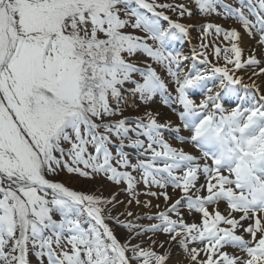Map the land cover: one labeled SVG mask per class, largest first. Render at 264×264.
<instances>
[{
    "label": "snow or ice",
    "instance_id": "6c2138e0",
    "mask_svg": "<svg viewBox=\"0 0 264 264\" xmlns=\"http://www.w3.org/2000/svg\"><path fill=\"white\" fill-rule=\"evenodd\" d=\"M235 2L192 0L202 16L234 18L264 49V0ZM186 15L185 3L158 0H0V264H169L173 242L187 264H264V92L252 79L264 58L245 57L242 33L215 23L199 27L230 42L212 47L216 63L203 42L184 55L175 45L195 27L180 22ZM189 59L205 69L185 71ZM248 68L251 83L239 75ZM157 97L179 123L157 119ZM133 105L143 114L126 116ZM61 173L124 183L128 205L163 196V210L136 217L159 223L113 215L119 193L78 191L54 179ZM113 225L131 235L122 240ZM148 233L168 239L132 242Z\"/></svg>",
    "mask_w": 264,
    "mask_h": 264
},
{
    "label": "rangeland",
    "instance_id": "374dc122",
    "mask_svg": "<svg viewBox=\"0 0 264 264\" xmlns=\"http://www.w3.org/2000/svg\"><path fill=\"white\" fill-rule=\"evenodd\" d=\"M158 2L161 3H174V4H178V3H185L186 5H188L190 8H192L194 15L193 17H188L187 15L180 21L182 23L185 24H189V25H194L195 27H193L190 31V40L188 41H182L179 42L175 45L176 49L179 51H182L184 55H187L189 57L192 56V49L195 48L197 51H203V49H201L200 45L201 43H206L209 45L208 49H207V53H208V59L212 60L213 63H216V58L211 54L212 53V47L213 46H219L221 48L226 47V46H230V42L225 40L223 38V35H219L217 36L216 34L212 33L207 35V37H204V34L200 31V25L205 24V23H215V24H220L222 25L224 28L226 29H230V28H236L237 30H239L242 33V41L240 43V46L244 49V56H248L253 54V49H255V55H257L258 58H264V49H261L257 43L255 39L250 38L245 32L243 27L236 22V20L234 18H229V19H224L223 18V14L221 15H209V16H202L200 15L197 10H196V6L194 3H192V0H158ZM226 3H231L233 4V6H238L235 2V0H225ZM222 13V9L220 10ZM166 14L170 15L172 17V19H178V17L176 16L175 13L168 11ZM166 26V25H165ZM129 31H132L131 29H129ZM137 35L140 36H144L145 33H143L142 31H136ZM203 37V39H202ZM258 39V37H257ZM149 43L152 44L153 42L151 40H149ZM135 59L140 60V61H147V63L152 64V67L156 68L157 72L160 73L162 76H165V79L168 80L170 78H168L166 76V73L164 72V70L159 66L156 65L154 63H152V61L147 58L146 56L140 54L137 57H135ZM193 63H195L196 65V69L197 70H204L206 65L201 64L199 62V60L193 61L192 59H189L188 61H185L183 64V68L185 71H187L188 69L192 68ZM219 63L221 65H223V60L221 59L219 61ZM252 70V71H251ZM243 71H248L249 73L252 74L253 69L248 68L247 70H241L239 72V75H241V72ZM255 71H259V69H255ZM245 83H251L252 80H248V79H244ZM170 87H172L170 85ZM261 88V92H264V80L262 81V84L260 85ZM193 99L196 100L197 103L200 102L201 99H203V96L201 95H195L192 97ZM228 106V105H226ZM230 107V106H229ZM144 108L141 107L139 109H136V107L133 105L132 107H130L128 110L125 111V115L126 116H130L132 118H135L137 116H140L143 114L144 112ZM150 110H152L154 113L159 112V116L157 117V119L160 122H163L165 120H168L167 118L172 117V121L174 123H179V121L176 118V115L171 111L170 108L165 107L163 105L162 102V98L157 97L156 99V103L154 105L150 106ZM170 119V118H169ZM181 135L187 136L188 132L186 131H182ZM165 138L171 140V136L168 133H165ZM174 144H177L176 141H173ZM180 146V145H178ZM186 148H190L187 151H194V149L191 147V145H187ZM185 148V150H186ZM115 151V150H113ZM126 151L130 152L132 156L136 155V152L131 149L128 148L126 149ZM143 158V157H142ZM133 163H135L136 161L133 160ZM115 165V161L113 162ZM210 163V161H209ZM120 170H124V169H120ZM133 175L137 176V179L140 178V173H133ZM54 179L57 180H62L64 181L69 187H72L78 191H82L88 194H95V195H99V196H103L105 198L111 197L114 193H119V195L117 196L118 200L124 201V203L122 204H118L115 209L112 211L113 215H119L122 212L125 211H131L133 212L135 215L133 217H129L128 219H131L134 223H139V224H143V225H148V224H152V223H159V221L156 220H150L147 218H142L137 220L136 217H147L150 215H153L161 210L164 209L165 207V201L163 196H160L159 199L151 197V196H146L141 194L139 196V199L141 201H148L151 200L152 202V207H145L144 204H140V205H136L135 202H133L131 205L127 204V201L129 199V196L126 192L122 191V189L125 188L126 184L122 183L120 185H116L112 182H109L105 177L103 176H97L95 179H87V178H81L79 176H74V175H68L66 173H61L59 176L54 177ZM201 183H203V178H201ZM152 191H156V192H161L164 191L163 189H160L158 187L153 186L151 188ZM137 191H139L140 193H144L145 191H147L145 185L141 182L140 184H138L137 186ZM167 191L169 192L170 195H172V189L171 187H169L167 189ZM175 198V197H174ZM159 204L160 207L157 208L155 207V205ZM221 205L226 206L223 202L221 203ZM111 207V206H109ZM185 214L187 213V210L185 209ZM193 216L196 215V213L192 214ZM197 216L199 217V214H197ZM122 220H124L125 218L123 216L120 217ZM175 218V217H173ZM113 227L116 228V232L118 234V236L123 240L124 238H126L127 236L131 235V233L127 232L126 230H124L123 228H119L115 225H113ZM152 236L151 233H148L146 235L140 236L137 239L133 240V243H143V246L147 247L149 244V237ZM153 239H158V240H162V241H166L168 239V237L166 235H164L163 233H157L155 236H152ZM198 247H202V245H196ZM167 247V245H166ZM172 252L173 250H176V252L179 254V256H183V250L180 248L179 245H176L175 242L172 243ZM157 251L163 252L164 249H160L157 248ZM175 253L171 254L170 259H172L174 257ZM33 264H35V257H33ZM43 264H47V259L45 258V260L43 261Z\"/></svg>",
    "mask_w": 264,
    "mask_h": 264
},
{
    "label": "bare ground",
    "instance_id": "6f19581e",
    "mask_svg": "<svg viewBox=\"0 0 264 264\" xmlns=\"http://www.w3.org/2000/svg\"><path fill=\"white\" fill-rule=\"evenodd\" d=\"M255 54H256V53H255ZM250 69H252V68H250ZM251 71H252V70H251ZM241 76H243L244 79H248V80H250L249 77L252 76V74L249 73L248 71H243V72H241ZM252 79L255 80L256 83H257L258 85H261V84H262V81L264 80V75H261V76H255V77H252ZM169 118L172 119V117H169ZM169 118H167V119H169ZM188 149H190V148H186V150H188ZM192 152H193L194 154L199 155V153L196 152L195 150L192 151ZM219 207H220V210L223 211L225 206H224V205H220ZM210 211H211V209H210ZM185 218H186L189 222H193V221H195V222H199V217L197 216V214H196L195 216H193V215H188V214L186 213V214H185ZM173 243H174V242H173ZM171 252H172V249H171ZM172 253H175V254H174V257H173L172 259H170L169 264H187V260L185 259V257H183V256H179V254L176 252V250H173Z\"/></svg>",
    "mask_w": 264,
    "mask_h": 264
}]
</instances>
